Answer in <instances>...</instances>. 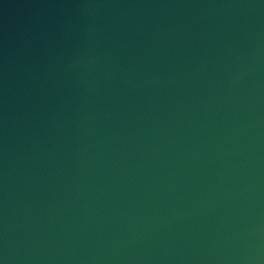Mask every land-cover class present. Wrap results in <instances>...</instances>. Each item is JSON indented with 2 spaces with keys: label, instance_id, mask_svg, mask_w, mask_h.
<instances>
[{
  "label": "water",
  "instance_id": "1",
  "mask_svg": "<svg viewBox=\"0 0 264 264\" xmlns=\"http://www.w3.org/2000/svg\"><path fill=\"white\" fill-rule=\"evenodd\" d=\"M0 264H264V0H0Z\"/></svg>",
  "mask_w": 264,
  "mask_h": 264
}]
</instances>
